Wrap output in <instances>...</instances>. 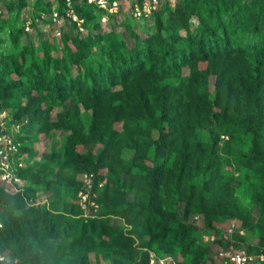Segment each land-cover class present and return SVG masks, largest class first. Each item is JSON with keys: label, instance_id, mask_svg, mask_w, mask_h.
I'll use <instances>...</instances> for the list:
<instances>
[{"label": "rangeland", "instance_id": "1", "mask_svg": "<svg viewBox=\"0 0 264 264\" xmlns=\"http://www.w3.org/2000/svg\"><path fill=\"white\" fill-rule=\"evenodd\" d=\"M21 1L0 0V117L28 121L11 163L22 181H0V203L13 212V227L0 233V264H147L149 251L209 264L213 235L231 228L264 246V52L203 58L195 36L206 13L175 31L154 19L99 15L83 30L66 19V40L46 24L26 32L45 6ZM165 40L183 53L167 70L157 50ZM141 43L149 50L138 70L125 83L113 73L94 99L82 70ZM49 55L71 81L63 101L49 84L57 71L41 65ZM31 65L42 83H31ZM89 171L101 203L83 228L78 193ZM38 212L62 218L42 221Z\"/></svg>", "mask_w": 264, "mask_h": 264}, {"label": "trees", "instance_id": "2", "mask_svg": "<svg viewBox=\"0 0 264 264\" xmlns=\"http://www.w3.org/2000/svg\"><path fill=\"white\" fill-rule=\"evenodd\" d=\"M33 1V6H45L44 11H36L34 16L41 12H51L54 5H57L60 11H62L64 7V0H58L52 7V2H48L47 0ZM74 1L78 14L86 18L87 23H90L99 17L100 13L91 7H87L85 5V0ZM21 3L26 4L24 0L21 1ZM202 13L208 15V20L202 22V24H204L202 25L203 32H201L200 35L197 34L195 40L199 44L198 50L201 51V56L203 58H207L209 55L213 54L233 55L238 51L251 52L254 54L264 52V0H181L178 3L176 2L174 6L171 5L170 0H167L162 9L155 14L154 20L157 21L156 23L160 30L165 25H168L171 30L175 31L179 28L180 23L185 22L186 17L191 18L199 16ZM162 21H166V23H163ZM21 32L22 30L18 31L16 40H18ZM61 37L66 40L69 38V34L62 33ZM148 50L147 43H141L138 47H135V49L126 50L125 54L121 55L118 49H111L105 54L106 59L101 63V67L96 68L92 65L90 68H84L82 72H84L86 79L85 85L88 90H91L93 98L99 100L100 97L105 94L108 86L111 84L113 73H117L121 82L125 83L127 75L136 72L141 66V58L142 56H146ZM157 50L163 64V70H167L168 67L174 66L178 60L179 62L183 61V53H180L172 43H169L166 40L157 45ZM73 56L82 68L83 64L79 61L80 57L75 53ZM41 65L43 68L47 69V71L51 68L57 71V74L52 80H50L49 84L55 89L56 97L63 101L66 92L65 86H68V84L71 83V81L67 82L60 76L59 71L60 68L65 65L64 62L58 58L53 60L52 56L49 55L41 61ZM82 72H80V74H82ZM29 75L32 84H38L37 78L41 80V83L43 82V76L41 75L40 70L34 68L33 65H31L29 69ZM97 78L99 79L98 81H96ZM100 81H103L105 84L101 85ZM14 123L22 124L23 129V126H26L28 121H15ZM19 139L20 136H18V140ZM161 141V139L158 141V147L162 144ZM95 175H97V173H95ZM98 203L100 204L101 202L98 201ZM3 205H6L7 207V214L4 215L3 225L5 226V229L2 225L1 228L4 230L0 229V233L6 234V230L13 227V222L11 221V214L13 212L9 209L7 203H0V207ZM78 208L80 215L77 223L79 224V227L85 228V224L91 219L86 220L83 218L80 206H78ZM38 217L42 221H46L48 218L53 221H59L60 218H62L42 212H38ZM210 226L211 225H206V227ZM221 232L222 231H219L217 233ZM238 240L247 247L249 252H264V246L253 247L252 245H249L244 238ZM0 241H3V239ZM159 254L173 255L171 253ZM202 261L204 260L198 259L195 262H181L182 264H197Z\"/></svg>", "mask_w": 264, "mask_h": 264}, {"label": "built area", "instance_id": "3", "mask_svg": "<svg viewBox=\"0 0 264 264\" xmlns=\"http://www.w3.org/2000/svg\"><path fill=\"white\" fill-rule=\"evenodd\" d=\"M50 0L49 2H52ZM167 0H85L87 7L99 12L102 17H114L128 15L137 21H149L154 19ZM70 20L83 30L85 18L80 16L76 10L74 0H64L63 10L60 11L57 5L52 7L51 12L38 13L25 22V31L32 32L36 27L46 24L54 27L58 37H61V28L65 20ZM7 114L0 117V181L8 186L15 187L22 179L17 168L11 165L15 156L19 153L21 145L18 136L22 130V124H15L7 121ZM83 186L78 193V203L82 211V217L87 219L96 218L100 204L96 195V175L93 172L86 173L83 177ZM0 227L2 225L0 224ZM233 228L215 233L212 237L216 242V250L213 260L209 264H264V252H249L247 247L238 239L244 238ZM4 256L0 253V263ZM148 264H182L173 255H158L149 251ZM197 264H207L202 261Z\"/></svg>", "mask_w": 264, "mask_h": 264}]
</instances>
